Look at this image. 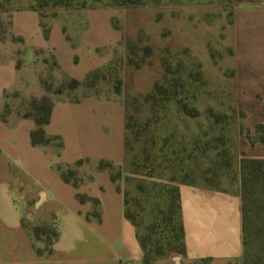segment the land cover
Segmentation results:
<instances>
[{
    "label": "rangeland",
    "instance_id": "1",
    "mask_svg": "<svg viewBox=\"0 0 264 264\" xmlns=\"http://www.w3.org/2000/svg\"><path fill=\"white\" fill-rule=\"evenodd\" d=\"M25 10L40 13L45 33L53 19L100 18L121 36L126 57L117 50L80 86L48 74V96L23 103L20 113L46 119L54 98L76 99L80 87L121 94L124 67L137 71L125 76L128 160L113 168V178L151 259L162 250L159 259L179 262L181 246L169 232L178 220L179 187L240 183L242 195L243 162L264 160V0H0V41L11 38V19ZM250 187L256 213L246 222L244 263L264 264L262 186ZM25 227L45 252L56 229L28 220Z\"/></svg>",
    "mask_w": 264,
    "mask_h": 264
},
{
    "label": "crops",
    "instance_id": "2",
    "mask_svg": "<svg viewBox=\"0 0 264 264\" xmlns=\"http://www.w3.org/2000/svg\"><path fill=\"white\" fill-rule=\"evenodd\" d=\"M44 22L38 11L17 12L11 38L0 41V264H146L137 228L126 216L125 191L111 171L101 169L102 163L114 168L127 163L125 76L137 71L124 67L121 94H85L80 87L76 99H53L45 132L61 140V150L34 146L36 123L19 109L48 96L43 84L48 74L84 83L117 50L126 57L127 46L121 47V36L107 19H53L48 35ZM70 170L78 184L63 178ZM179 194L181 262L161 258L153 264H244L240 183L182 184ZM27 220L56 229L50 254H39L43 242L30 236Z\"/></svg>",
    "mask_w": 264,
    "mask_h": 264
},
{
    "label": "trees",
    "instance_id": "3",
    "mask_svg": "<svg viewBox=\"0 0 264 264\" xmlns=\"http://www.w3.org/2000/svg\"><path fill=\"white\" fill-rule=\"evenodd\" d=\"M49 32H46V35H48ZM100 70H97L93 73H91L87 79L85 80L84 84L87 83L91 77L96 76ZM73 84L76 86H80L82 83L78 81H72ZM120 90L117 91V94H119ZM52 106L51 105L48 109V115L46 119L40 120L33 116L32 114H24L23 117L25 118H31L35 121L36 123V128L35 130L31 133V140L34 146H50L53 145L55 146L58 150L62 149V142L59 138H51L47 136L45 132V126H47L50 122L51 118V112H52ZM113 166L109 163H102L101 164V169L109 170L113 174ZM59 170L62 171L61 168ZM71 172V171H70ZM74 175V172L69 173V171H63L62 175L65 181L71 182L72 176ZM242 187H243V193H242V210H243V219H244V226H243V231L244 234L247 232L246 228V222L247 219L249 218V215L256 213L254 209L251 208L252 202L254 201L253 197L256 194V189L250 187L251 184H257L261 185V193H260V208H259V214L261 215L260 221L261 224L264 227V160H247L243 162L242 166ZM78 184V181L75 182ZM258 194V192H257ZM81 201H84L85 198L80 197ZM253 199V200H252ZM177 202H178V220L175 226L170 228L169 232L172 234V238L175 239L181 246V253L183 254L185 251L183 239H184V229L181 221V204H180V194L179 190L177 192ZM126 205L128 206V202L126 201ZM126 216L129 220L133 222L135 227L137 228V235L139 238V241L143 247L144 250V255H145V262L146 264H153L155 260L159 259L161 256H163V251H157L155 253V257L151 259V256L148 251V246L146 242L142 239L140 233H139V228L137 223L135 222L134 218L128 214V211L126 212ZM38 233V231H37ZM58 238V233H54L53 239L50 240V244L48 249L45 252L39 251V254L42 255L44 253L50 254L51 253V245L52 243ZM244 247H246L245 239H244ZM245 255V252H244ZM245 264V263H244Z\"/></svg>",
    "mask_w": 264,
    "mask_h": 264
}]
</instances>
